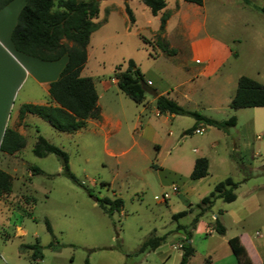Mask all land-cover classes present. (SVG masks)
I'll return each mask as SVG.
<instances>
[{
  "label": "rangeland",
  "instance_id": "obj_1",
  "mask_svg": "<svg viewBox=\"0 0 264 264\" xmlns=\"http://www.w3.org/2000/svg\"><path fill=\"white\" fill-rule=\"evenodd\" d=\"M24 3L14 0L0 13V29L9 36ZM130 4L138 15L137 4L149 10L141 0H131ZM103 6L100 5L97 21L99 28L89 43L84 75L91 76L96 85L103 80L111 82L116 72L124 71L129 58L143 69L148 63L157 73L164 70L165 60L150 59L152 48L135 32L136 27L129 26L121 16L108 24L102 23ZM218 11L224 15L234 10ZM257 12L255 15L261 18L262 14ZM211 21L209 17V31L240 51L239 58L232 54V60L225 66L224 71L236 79L223 91L220 100L233 93L239 75L247 76L252 69L259 70L263 84L264 43L253 50L240 28L229 26L222 32ZM257 27L264 29L263 24ZM235 32L243 39L240 46L230 40ZM149 33L148 28L142 35L149 37ZM156 46L159 47L158 43ZM175 78L168 80L174 82ZM28 86L31 83L24 81L16 90L12 114ZM105 94L100 100L101 107L121 121L120 129L107 143L114 155L105 150L103 137L92 130V125L73 133L58 132L42 118L29 121L25 145L18 155L21 159L0 155V168L12 176V192L0 199V264H178L179 244L185 233L176 229L177 225L191 229L198 213L196 204L227 177L239 183L234 190L237 199L224 202L216 198L210 209L198 217L188 240L194 254L187 264H208L210 260L211 264H235L227 240L239 233L251 260L258 262L260 257L264 258V107L241 109L238 114L229 103L223 105V112L208 106L199 110L218 120L235 115L236 125L227 133L207 126L201 133L184 135L181 129L194 123L190 116L178 117L172 126L159 124L161 148L157 150L152 142L138 137V133L133 137L129 134L138 104L117 87L114 89V85ZM151 116L147 110L140 121L145 123ZM38 134L66 153L69 170L78 183L63 174V160L55 154L37 157L32 153ZM197 153L208 158V175L191 180L189 161ZM30 166L38 167L42 173L32 175ZM173 183L177 185L174 192ZM164 192L168 194L166 199L162 196ZM102 197H120L122 210L106 215L96 202ZM188 208L187 215L173 219V214ZM215 217L225 227L224 235L213 229ZM45 218L54 237L46 230ZM151 235H164L165 242L155 250L138 252L141 243ZM35 242L43 247V256L32 263L31 250H22L20 244Z\"/></svg>",
  "mask_w": 264,
  "mask_h": 264
},
{
  "label": "trees",
  "instance_id": "obj_2",
  "mask_svg": "<svg viewBox=\"0 0 264 264\" xmlns=\"http://www.w3.org/2000/svg\"><path fill=\"white\" fill-rule=\"evenodd\" d=\"M13 0H0V11ZM25 3L17 16V22L12 28L10 39L17 52L44 62H54L66 57V63L56 80L49 85L48 95L50 102L47 104L24 103L19 107V119L25 114L36 115L47 121L58 132L73 133L86 126L88 119H100L101 112L98 105V96L94 82L90 76L80 74L87 61V45L91 34L99 28V23L94 19L99 14L101 0H24ZM188 3L202 5L203 0H184ZM155 15L165 7V0H141ZM264 15V2L257 8ZM125 11L133 21L129 5L125 3ZM169 14L164 12L160 17L157 43L162 52L167 55L175 54V50L169 48L162 40L161 35ZM118 89L136 104L143 102L146 92L142 83L146 82L143 74L133 59L126 60V67L122 72L114 75ZM155 107L160 113L179 116H190L194 119L193 125L186 129L183 134H192L200 125L214 127L227 133L236 125V116L231 115L227 119H214L205 116L196 110L186 109L177 104L171 98L156 94ZM229 107L232 109L246 107H264V84L245 75L239 76L237 86L230 99ZM25 145V138L16 129L6 128L1 142L0 152L15 154ZM37 157L55 154L63 160L62 172L72 181L77 182L75 176L68 167L66 153L58 146L50 143L42 135L38 134L31 148ZM31 174L42 173L36 166H30ZM208 174V160L206 157H196L189 173L191 180L202 178ZM238 183L230 177L216 183L213 190L202 197L195 207L198 213L191 222L194 228L199 216L210 209L216 198L224 202H232L236 199L234 189ZM12 190V176L0 168V199ZM98 207L108 216L114 212H120L123 200L120 197H102L96 199ZM190 208L173 214V219L187 215ZM46 230L54 237L52 227L47 218L44 219ZM176 229L185 233L182 241L181 257L178 264H187L194 254V248L188 241L191 238V229L178 224ZM213 229L219 235H224L225 227L214 218ZM165 242V236L151 235L144 240L138 252L152 251ZM230 251L236 258L235 264H264L254 263L238 236L227 240ZM51 246V244L49 245ZM20 248L31 250V262L34 263L42 258L43 247L35 242L32 244H20Z\"/></svg>",
  "mask_w": 264,
  "mask_h": 264
},
{
  "label": "crops",
  "instance_id": "obj_3",
  "mask_svg": "<svg viewBox=\"0 0 264 264\" xmlns=\"http://www.w3.org/2000/svg\"><path fill=\"white\" fill-rule=\"evenodd\" d=\"M263 2L264 0H203L202 5H196L184 0H165V7L155 15L150 12L148 7L147 9L149 10H146V8L137 4L139 11L138 15L136 10L131 7V0H101L99 3V14L101 11L100 5L103 4L104 15L101 18L103 19V24H108L114 17L121 16L122 20L129 26L136 27L135 32H138L144 42L151 46L153 54L150 56V59L152 61H157L159 59L165 60L163 63L164 70H161L160 73L152 69V64L147 63L145 65L146 67L143 69L140 63L133 60L136 66L140 65L138 68L143 74L145 81L154 88L156 94L165 95L180 106L189 110H196L199 112V110L204 109V106H208V108L211 107V109L216 112H223V105H228L235 90L233 93H230L224 101L220 100L219 97L222 95L223 91L227 90V86L236 79L233 78V76L231 77L228 72L226 73V71H224L226 68L225 66L232 60V54H234L236 58H239L240 51L238 49L234 50L227 40L209 31L208 19L211 17V20H213L211 23L214 22L222 32L229 29V26L232 28L235 25L237 28H240L239 32H243L245 38L250 41L254 50L259 43H264V29L257 27L259 24L264 25V16L261 15V18H259L255 15L257 12L256 9L260 7ZM125 3H127L131 9L133 21H130L125 11ZM6 7H4L0 13L3 12ZM223 8L234 11H231V13L225 12L223 15L221 11H218ZM164 12L168 13L169 17L166 20L161 38L169 48L175 50V54L172 56L160 51L159 47L156 46L160 17ZM99 14L98 17L94 19V22L100 19ZM148 28L150 32L149 37L142 35V33L147 32ZM96 31H94L91 36ZM239 32H235L230 38V40L236 42L238 46H240L243 41ZM89 43L87 45V59L89 55ZM65 63L66 57H62L60 60L54 62H44L17 52L13 47L10 36L7 32L5 33L0 29V142L6 128L16 129L26 140L30 124L29 121H39L41 118L27 113L22 119H19V107L24 103H49V85L58 78ZM83 69L80 74L82 76H88L84 75ZM251 71L253 72L247 76L262 83V81H260L259 70L252 69ZM172 76L176 77L174 82L168 80V78ZM92 80L94 82L93 78ZM24 81H29L31 86H28L27 90L22 93L21 101L12 114V100L14 94ZM94 85L98 96L101 118L98 120L88 119L86 126L92 125V130L103 137L105 150L110 155H114L115 153L108 148L107 143L110 136L120 129L121 121L118 119V116L106 113L101 107L100 100L105 98V93L111 86L114 85V89H116V79L113 78L111 82L103 80L99 85H96V83H94ZM98 86H100V91L98 90ZM118 91L120 90L118 89ZM120 93L122 92L120 91ZM138 106L137 115L129 128V134L133 137L134 133H138V137L149 140L158 148L157 150H160L161 145L158 136L161 127L159 124H164L166 127L172 126L173 122L181 116L158 112L155 107L154 95L148 93L145 94L143 102L138 104ZM241 109L245 108L235 109V113L238 114V111ZM147 110L150 111L152 116L149 117L145 123H142L140 117ZM200 126L204 127L203 125ZM188 128H190V126L184 127L181 130L184 132ZM205 128H207V126H205L204 129ZM136 144L137 140L133 138V145ZM20 151L11 155L0 152V155L3 154L4 157L21 159L18 156ZM201 156L203 155H200V153L196 155V157ZM196 157L189 161L191 169ZM159 167L163 169L161 165H159ZM238 186L239 183L237 187ZM236 188L234 190H236ZM256 234H258V232H256ZM238 237L246 248L242 233H239ZM254 244L255 247L258 246V243ZM247 253L249 255L248 251ZM180 257L181 254L179 255V258ZM263 260L264 258L260 257V260L254 263H260ZM208 264H211V260Z\"/></svg>",
  "mask_w": 264,
  "mask_h": 264
},
{
  "label": "built area",
  "instance_id": "obj_4",
  "mask_svg": "<svg viewBox=\"0 0 264 264\" xmlns=\"http://www.w3.org/2000/svg\"><path fill=\"white\" fill-rule=\"evenodd\" d=\"M204 127L199 126L198 128H196L193 133H201L203 131ZM192 133V134H193ZM177 189V185L176 184H172L171 186V190L174 192ZM165 199L168 198V194H166V192H164V194L162 195ZM182 247V242L179 244V248Z\"/></svg>",
  "mask_w": 264,
  "mask_h": 264
},
{
  "label": "water",
  "instance_id": "obj_5",
  "mask_svg": "<svg viewBox=\"0 0 264 264\" xmlns=\"http://www.w3.org/2000/svg\"><path fill=\"white\" fill-rule=\"evenodd\" d=\"M142 88L146 93H150L152 95H156V91L154 90V88H152L147 82H143L142 84ZM63 164V161H62Z\"/></svg>",
  "mask_w": 264,
  "mask_h": 264
}]
</instances>
